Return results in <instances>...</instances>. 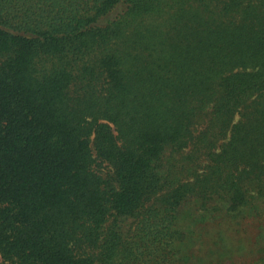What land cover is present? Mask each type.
I'll list each match as a JSON object with an SVG mask.
<instances>
[{"label": "trees", "instance_id": "obj_1", "mask_svg": "<svg viewBox=\"0 0 264 264\" xmlns=\"http://www.w3.org/2000/svg\"><path fill=\"white\" fill-rule=\"evenodd\" d=\"M245 207L264 0H0V264H228L199 228Z\"/></svg>", "mask_w": 264, "mask_h": 264}, {"label": "rangeland", "instance_id": "obj_2", "mask_svg": "<svg viewBox=\"0 0 264 264\" xmlns=\"http://www.w3.org/2000/svg\"><path fill=\"white\" fill-rule=\"evenodd\" d=\"M189 209L190 206H183L182 213L184 214ZM243 214H248V216L243 215L240 220L236 221L223 212H214L208 214L205 226L199 228L205 244L213 242L220 232L228 264H255L260 253L259 248L264 244V231L262 237L259 230L260 226L264 225V218L251 217L247 208L243 210ZM186 218L184 215L181 217L184 227L188 222ZM201 244L197 243L196 246ZM212 247H214L213 244L209 248ZM196 254L199 255L200 252Z\"/></svg>", "mask_w": 264, "mask_h": 264}]
</instances>
